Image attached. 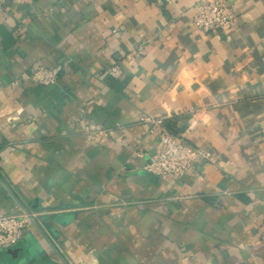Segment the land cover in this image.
Segmentation results:
<instances>
[{
	"label": "crops",
	"instance_id": "crops-1",
	"mask_svg": "<svg viewBox=\"0 0 264 264\" xmlns=\"http://www.w3.org/2000/svg\"><path fill=\"white\" fill-rule=\"evenodd\" d=\"M198 1L4 2L0 214L29 225L0 264H264V0H226L223 37ZM145 115L213 161L146 171Z\"/></svg>",
	"mask_w": 264,
	"mask_h": 264
},
{
	"label": "built area",
	"instance_id": "built-area-1",
	"mask_svg": "<svg viewBox=\"0 0 264 264\" xmlns=\"http://www.w3.org/2000/svg\"><path fill=\"white\" fill-rule=\"evenodd\" d=\"M6 0H0V11ZM192 24L203 34L223 37L235 25L236 13L226 0H199L192 15ZM59 66L37 67L29 74V79L41 84L53 83L59 73ZM120 62L107 68L110 76H118ZM143 122L148 125V132L156 135L159 146L148 153L146 171L160 177L181 178L195 163L213 161L207 149L192 146L182 136L172 133L165 126V118L160 115H145ZM29 225L26 213L0 214V249L19 241Z\"/></svg>",
	"mask_w": 264,
	"mask_h": 264
}]
</instances>
